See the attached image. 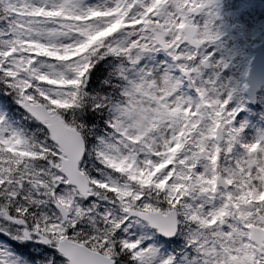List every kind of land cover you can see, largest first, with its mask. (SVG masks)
Segmentation results:
<instances>
[{"label":"snow or ice","instance_id":"1","mask_svg":"<svg viewBox=\"0 0 264 264\" xmlns=\"http://www.w3.org/2000/svg\"><path fill=\"white\" fill-rule=\"evenodd\" d=\"M0 237V264H264V0H0Z\"/></svg>","mask_w":264,"mask_h":264}]
</instances>
